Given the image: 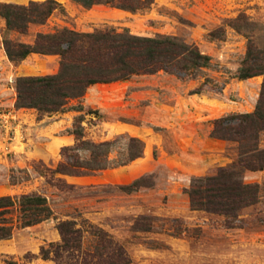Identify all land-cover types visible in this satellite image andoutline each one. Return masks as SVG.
<instances>
[{
  "label": "rangeland",
  "instance_id": "obj_1",
  "mask_svg": "<svg viewBox=\"0 0 264 264\" xmlns=\"http://www.w3.org/2000/svg\"><path fill=\"white\" fill-rule=\"evenodd\" d=\"M67 5L65 13L56 12L47 24L31 25L24 35L10 32L8 37L31 44L39 32L63 28L171 35L196 44L212 58V65L185 80L165 72L133 76L95 86L84 98L72 101L64 112L71 120L64 133L72 134L75 121L82 118L85 139L118 141L111 159L123 156L127 139L122 136L143 140L145 153L127 166L85 181L53 177L63 147L49 160L35 157L38 150L51 147L52 138L30 134L29 125L15 117L22 110L16 106V81L57 74L60 57L32 54L15 65L4 49L6 21L0 18V197L38 192L47 196L54 212L51 219L0 241V264L10 260L54 264L42 259L27 262L25 256L38 255L42 246L60 241L57 225L70 219L108 231L125 246L132 264H264V170L244 174L246 183L262 186V197L241 211L236 224L242 227L229 228L224 216L193 210L187 193L194 178L213 175L238 161V144L212 138L211 131L216 119L256 110L264 77L238 76L249 40L264 49V0H155L150 9L136 13L108 5L90 9ZM32 116L42 120L63 114L41 116L34 110ZM261 144L264 147V133ZM12 176L20 183L11 185ZM141 177L148 187L131 194L117 188ZM58 178L76 188L62 187ZM141 216L154 218L151 231L137 229ZM94 241L88 234L85 246Z\"/></svg>",
  "mask_w": 264,
  "mask_h": 264
},
{
  "label": "trees",
  "instance_id": "obj_2",
  "mask_svg": "<svg viewBox=\"0 0 264 264\" xmlns=\"http://www.w3.org/2000/svg\"><path fill=\"white\" fill-rule=\"evenodd\" d=\"M90 9L96 5L136 13L152 7L155 0H73ZM65 13L57 0L30 1L27 5L0 3V18L5 19L3 45L9 60L20 64L32 54L57 55L60 70L46 76L19 77L16 81L17 108L34 109L41 116L63 113L72 101L84 98L88 90L97 84H110L129 80L137 75H152L165 72L185 80L212 65V58L203 54L196 44L188 43L177 36L157 35L144 37L133 35L129 30L115 29L80 33L63 28L53 33L39 32L33 43L11 39L7 33L28 34L31 25H45L56 12ZM257 76L264 77V49L249 40L246 56L239 69L240 80ZM202 88L196 93L201 92ZM83 119L74 124L75 144L63 147L62 161L53 177H91L109 169L127 166L142 158L145 153L143 140L126 138L124 153L118 160L111 159L118 141L94 142L85 139ZM264 82L256 110L248 114H233L213 122L211 137L238 144V161L229 167H221L210 176L194 178L187 191L193 210L206 211L224 216L229 228L242 227L236 224L243 209L256 205L262 197V186L244 180L245 172L264 170ZM51 181H55L51 179ZM145 177L131 184L118 185L127 194L139 191ZM57 182L67 189H75L58 178ZM20 182L11 177V185ZM53 209L46 195L33 192L20 196L0 197V241L13 238L16 230L38 225L53 217ZM154 218L141 216L136 221L139 230L151 231ZM142 225V222H145ZM57 229L60 241L41 247L40 253L27 254L25 260L51 261L54 264H132V258L115 237L108 231L84 220H62ZM88 234L95 241L85 246ZM0 255V262L1 260ZM7 264H17L14 260Z\"/></svg>",
  "mask_w": 264,
  "mask_h": 264
},
{
  "label": "crops",
  "instance_id": "obj_3",
  "mask_svg": "<svg viewBox=\"0 0 264 264\" xmlns=\"http://www.w3.org/2000/svg\"><path fill=\"white\" fill-rule=\"evenodd\" d=\"M3 1L6 3L24 5V4H27L28 1H33V0H26V1L24 0H3ZM57 1L62 4L64 10H65V7L68 6L67 3L80 5L74 2L73 0H57ZM45 57H49V56H45ZM98 85L101 86L102 84L94 85L90 89ZM33 111L34 110L22 109L16 113L15 117L20 119L21 125H23L24 123H27L29 125V127L26 129L30 131V134H35L43 138H50V139L52 138L51 140L48 139L51 144V147L47 151L45 149H41L35 152L36 158L43 159V160H49L52 157H56L59 154L62 147L75 144L76 142L75 137L69 132L64 133V131H67V129H69L70 124H71V120L69 118L70 116H68L67 113H64V112L59 113V115L63 114V117L61 118H55L56 116H51V117H47L42 120H36V118L32 116ZM28 133H26V135H28ZM208 139L214 141V139L212 138L208 137ZM29 140L31 141V138ZM104 172H107V171H104ZM72 178L75 180H79V181H85L89 178H94V177H72Z\"/></svg>",
  "mask_w": 264,
  "mask_h": 264
}]
</instances>
